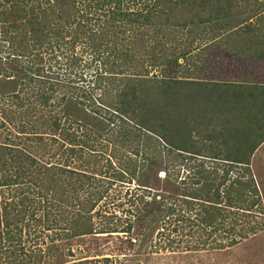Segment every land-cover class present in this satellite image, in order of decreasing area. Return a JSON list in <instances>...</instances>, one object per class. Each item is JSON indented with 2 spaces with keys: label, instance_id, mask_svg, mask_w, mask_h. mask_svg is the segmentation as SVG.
I'll return each instance as SVG.
<instances>
[{
  "label": "trees",
  "instance_id": "trees-1",
  "mask_svg": "<svg viewBox=\"0 0 264 264\" xmlns=\"http://www.w3.org/2000/svg\"><path fill=\"white\" fill-rule=\"evenodd\" d=\"M214 48L263 59L264 0H0V264H142L154 230L187 252L264 230L239 220L260 205L264 84L204 77ZM79 67L92 92L72 85ZM202 125L219 154L196 148ZM117 232L131 255L77 246Z\"/></svg>",
  "mask_w": 264,
  "mask_h": 264
},
{
  "label": "rangeland",
  "instance_id": "rangeland-1",
  "mask_svg": "<svg viewBox=\"0 0 264 264\" xmlns=\"http://www.w3.org/2000/svg\"><path fill=\"white\" fill-rule=\"evenodd\" d=\"M204 58L213 68L212 70L205 71L204 77L207 79L233 80L237 82L249 81L257 84H264V58L260 61H251L238 57H225L223 53L216 48L205 52ZM90 74L89 69H81L79 67L73 69L72 72L70 71L68 77L72 80V85L82 86L88 93L92 92L90 90L91 83L87 82L89 81ZM80 76L83 77V82L79 81ZM195 133L197 141L196 148L200 150V154L211 156L219 152L218 149L210 148V142L205 138L207 130L203 125L199 127ZM218 157H220V155ZM204 159V162H209L207 161L208 157H204ZM248 167L260 197V205H253L249 212H247L249 214L239 219H244L242 225L250 226L251 223H246L245 221H260L264 217V139L252 152ZM236 171V167L231 168L232 174ZM162 175L163 171L158 167L157 176L161 178ZM115 184L116 185H113L111 189H115L114 193L117 192V196L110 200L106 208L108 211H113L116 216L123 219L125 210L129 205L127 202L129 195L128 191L127 194H124L126 186L119 185V182H115ZM134 186L135 184L132 182L129 188ZM130 190L131 189H129V191ZM240 215V212H232L228 214V218L238 219ZM243 228H246V226ZM163 232L164 233L160 235L154 230L151 237L147 238L149 241L147 242L146 239L144 244H142L141 250L147 251L149 255L152 248L156 250V252H153L150 256L151 258L148 259L147 262H142V264H264V230L257 231L256 234L240 240L236 245L225 250L208 251L209 249L204 248V250L196 249L190 252L177 249L178 247L174 248V243L168 244L166 229ZM173 234L174 233H168V239H174L173 242H176L177 237H173ZM124 237L125 236L120 232L110 235H86L81 239L80 243L77 242V246L81 249L80 252L86 255L85 258H100L103 256L113 257L114 255L118 257L129 256L132 254V251L136 249V242L132 243L127 241ZM74 247L75 246H73V249ZM90 254L93 255L88 256Z\"/></svg>",
  "mask_w": 264,
  "mask_h": 264
}]
</instances>
